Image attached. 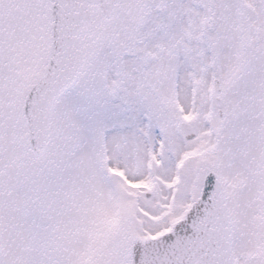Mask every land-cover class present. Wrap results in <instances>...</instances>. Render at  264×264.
Masks as SVG:
<instances>
[{
  "label": "snow or ice",
  "instance_id": "snow-or-ice-1",
  "mask_svg": "<svg viewBox=\"0 0 264 264\" xmlns=\"http://www.w3.org/2000/svg\"><path fill=\"white\" fill-rule=\"evenodd\" d=\"M0 264H264V0H0Z\"/></svg>",
  "mask_w": 264,
  "mask_h": 264
}]
</instances>
